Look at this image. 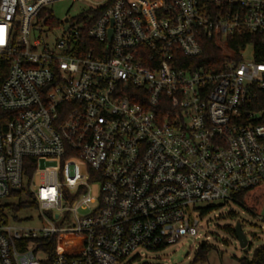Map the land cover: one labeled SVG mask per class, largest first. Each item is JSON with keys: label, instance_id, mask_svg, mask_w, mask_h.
Returning a JSON list of instances; mask_svg holds the SVG:
<instances>
[{"label": "built area", "instance_id": "1", "mask_svg": "<svg viewBox=\"0 0 264 264\" xmlns=\"http://www.w3.org/2000/svg\"><path fill=\"white\" fill-rule=\"evenodd\" d=\"M60 1L0 0V201L24 188L40 211L0 215V264H121L198 238L196 203L264 183V0H72L67 21ZM215 35L252 41L219 71L186 63Z\"/></svg>", "mask_w": 264, "mask_h": 264}, {"label": "rangeland", "instance_id": "2", "mask_svg": "<svg viewBox=\"0 0 264 264\" xmlns=\"http://www.w3.org/2000/svg\"><path fill=\"white\" fill-rule=\"evenodd\" d=\"M56 18L67 21L84 11L85 5L80 1L63 0L53 5ZM61 31L53 36H58ZM245 61L253 60L255 57L254 47L248 44L243 51ZM37 182L39 179H36ZM4 202L18 203L17 197H8ZM211 211L200 218L198 238L185 236L176 244L170 245L166 249L152 251L141 250L142 256L135 260L132 256L121 262V264H141L143 262H159L161 264H190L197 248L202 242H209L215 249L210 252L208 261L197 264H239L238 259L247 256L251 258L255 249L264 245V220L262 215H252L239 204L229 201H218L215 203L198 202L195 206H214ZM49 216H53L52 211H48ZM70 218V215H67ZM31 217V219H28ZM11 220H20L24 223L38 224L40 211L38 209H23L11 212ZM241 223L242 231L248 239V246L242 248L238 239L225 227L235 229ZM70 225V223H66Z\"/></svg>", "mask_w": 264, "mask_h": 264}, {"label": "trees", "instance_id": "3", "mask_svg": "<svg viewBox=\"0 0 264 264\" xmlns=\"http://www.w3.org/2000/svg\"><path fill=\"white\" fill-rule=\"evenodd\" d=\"M252 41V39L247 36H230L227 38L221 37V35H215L211 38H206L203 41V53L197 58H192L189 60L188 64L192 66H203L205 68L211 69L213 71H219L222 64L232 58L239 57V49L245 43ZM255 43V49L257 51V61L264 62V43L259 39V37L253 38ZM37 165V160L34 158H27L25 160V173L32 174ZM10 196L17 197L19 199L18 203H8L4 200L0 201V215L4 214L6 211L14 212L21 211L28 207L36 208L37 202L31 197L28 191L22 188L19 191H13ZM235 203L242 206L246 211L252 215H262L264 211V183L256 187L246 189L235 198ZM214 206H205L202 209V215H206L211 211ZM230 233L235 235L233 228L226 226L225 227ZM62 244L59 242L58 245L52 246L50 253H54L56 249L60 250ZM72 246V237H69V247ZM215 247L209 242H202L197 248L190 264L205 263L208 261V257L211 251ZM51 259V258H50ZM50 259L44 261L43 264H50ZM139 260L138 257L134 258ZM239 264H264V245L258 246L251 258L243 256L238 259ZM141 264H161L159 262H143Z\"/></svg>", "mask_w": 264, "mask_h": 264}, {"label": "water", "instance_id": "4", "mask_svg": "<svg viewBox=\"0 0 264 264\" xmlns=\"http://www.w3.org/2000/svg\"><path fill=\"white\" fill-rule=\"evenodd\" d=\"M235 231V236L239 241V244L242 248H245L248 246V239L246 237V235L243 233L242 231V226L241 223H238L234 229Z\"/></svg>", "mask_w": 264, "mask_h": 264}]
</instances>
